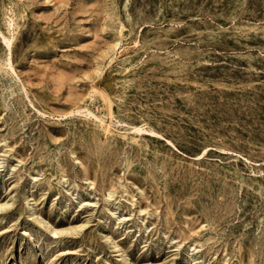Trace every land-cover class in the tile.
Returning <instances> with one entry per match:
<instances>
[{"label": "rangeland", "instance_id": "obj_1", "mask_svg": "<svg viewBox=\"0 0 264 264\" xmlns=\"http://www.w3.org/2000/svg\"><path fill=\"white\" fill-rule=\"evenodd\" d=\"M0 264H264V0H0Z\"/></svg>", "mask_w": 264, "mask_h": 264}, {"label": "bare ground", "instance_id": "obj_2", "mask_svg": "<svg viewBox=\"0 0 264 264\" xmlns=\"http://www.w3.org/2000/svg\"><path fill=\"white\" fill-rule=\"evenodd\" d=\"M125 32V31H124ZM123 35V34H122ZM1 39H3V42L6 44V47L8 48V49H10V44H11V41H10V39H8V38H5L4 36H2V38ZM31 200H32V198L30 197V196H28L27 198H26V202H25V206H29L30 204H31Z\"/></svg>", "mask_w": 264, "mask_h": 264}]
</instances>
